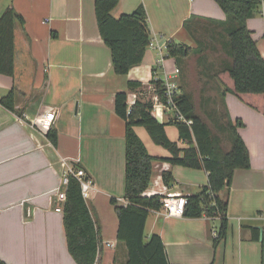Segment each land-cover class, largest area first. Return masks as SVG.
Here are the masks:
<instances>
[{
	"label": "crops",
	"instance_id": "obj_1",
	"mask_svg": "<svg viewBox=\"0 0 264 264\" xmlns=\"http://www.w3.org/2000/svg\"><path fill=\"white\" fill-rule=\"evenodd\" d=\"M140 5L147 11L154 46L147 47L141 64L118 74L111 48L99 30L95 0H0V16L11 6L25 20L24 26L15 25V75L0 73V99L15 90L14 111L0 102V258L5 264H78L69 250L64 212L54 209L53 191L60 184L64 162L78 163L92 180L86 200L100 228L95 264L127 260L126 243L118 239L120 220L111 202L115 198L119 205L128 203L126 121L116 112V95L125 91L129 100L134 93L142 100L149 95L156 100L153 79L164 80L178 67L167 54L168 42L196 46L185 21L193 14L226 18L215 0H119L111 13L119 17ZM263 7L249 18L248 26L264 57ZM180 73L175 78L180 90L191 92L185 67ZM198 77L201 86L195 93L201 100L211 97L210 105L217 106L224 87L216 78ZM130 81L141 85L131 89ZM224 99L233 120L244 122L239 131L251 167L236 169L231 186L220 193L228 202V225L218 244L214 242L221 226L218 216H168L162 208L150 211L145 239L159 234L173 264H264V113L232 92H226ZM194 102L205 118L202 102ZM51 107L58 108L53 126L56 145L48 131L32 123ZM170 117L166 110L157 118L167 122ZM170 126L166 125L169 137L179 141V132L172 137ZM141 127L135 130L149 152L169 157L168 149L143 137ZM226 143L228 150L231 143ZM154 168L147 195L170 191L187 196L208 183L205 169L168 161H157ZM163 170L173 172L171 186L164 183ZM28 210L34 214L28 216Z\"/></svg>",
	"mask_w": 264,
	"mask_h": 264
},
{
	"label": "trees",
	"instance_id": "obj_2",
	"mask_svg": "<svg viewBox=\"0 0 264 264\" xmlns=\"http://www.w3.org/2000/svg\"><path fill=\"white\" fill-rule=\"evenodd\" d=\"M215 1L224 10L225 19L193 14L185 21L184 27L195 40L196 46L171 40L166 47L168 56L175 58L180 72L184 68L183 62L191 55L208 61L207 51L216 50L217 45L225 53L226 56L217 65L210 62L204 68V75L216 78L224 87L221 99H215L217 106L210 105L211 97H203L201 105L205 118L197 112L192 93L186 90L175 96V105L186 119L193 120L191 124L179 120L176 114L171 115L167 122H162L153 113L151 100L139 98L129 108L128 94L121 91L116 95V112L126 121L124 197L128 203L119 205L115 198L111 202L115 204L120 220L118 239L126 243L128 250L127 260L123 264H173L169 262L166 246L159 234L145 239V224L150 211L162 208L163 194H146L153 183L157 161L207 170L208 183L200 191L187 195L183 215L220 217L221 226L214 239L215 244L224 239L228 225V202L220 193L231 186L236 169L251 167L250 152L239 131L244 122L241 118L233 120L224 96L226 92H232L246 104L264 113V57L254 31L248 26V20L261 5V0ZM118 3L119 0H95V9L101 36L112 51L115 72L127 74L142 63L151 42V31L143 5L131 13L114 17L111 12ZM16 22L24 26V17L14 7H7L0 16V73L11 76L15 75ZM152 82L159 100L167 103L164 80L155 78ZM140 85V82H129L131 89ZM0 102L14 111L15 90L3 96ZM211 123L216 130L211 127ZM167 124L177 126L179 141L169 137ZM135 126H144L152 140L168 149L171 155H152ZM47 136L57 144L55 129H50ZM226 139L231 143L228 150L223 146ZM162 178L167 186L175 182L171 170H163ZM63 212L71 254L78 264H95L100 228L83 196L81 182L75 176H70ZM0 264H5L1 258Z\"/></svg>",
	"mask_w": 264,
	"mask_h": 264
},
{
	"label": "built area",
	"instance_id": "obj_3",
	"mask_svg": "<svg viewBox=\"0 0 264 264\" xmlns=\"http://www.w3.org/2000/svg\"><path fill=\"white\" fill-rule=\"evenodd\" d=\"M261 4L264 6V0H261ZM262 15L264 16V7L262 9ZM150 46H154L153 42H150ZM167 47V46H166ZM180 69L177 67L174 70L172 76H167L164 79L166 86V93L168 96L167 103H163L159 100L158 95L156 96L155 102H153V113L156 117H163L166 110H168L171 115L176 114L179 120L186 121L188 124L193 122L192 119H186L177 109L175 105V96L181 92L179 83L175 80L178 77ZM155 90V87H154ZM131 100L128 99L129 108L136 102L138 95L133 94ZM58 108L51 107L44 113L32 120V123L37 126L42 131H49L53 128L54 123L57 118ZM65 170L60 178V184L53 191V201L55 204L54 209L58 212L64 211V204L67 200V188L70 181V176H75L81 182L82 193L85 199L90 196V191L92 188V180L87 177L88 173L84 167L78 163H67L64 162ZM155 194V193H154ZM162 197V209L165 210L166 215L172 216H182L185 210V205L187 203V196H184L180 192H164ZM151 195V194H148ZM34 214V210H28V216Z\"/></svg>",
	"mask_w": 264,
	"mask_h": 264
},
{
	"label": "rangeland",
	"instance_id": "obj_4",
	"mask_svg": "<svg viewBox=\"0 0 264 264\" xmlns=\"http://www.w3.org/2000/svg\"><path fill=\"white\" fill-rule=\"evenodd\" d=\"M166 50H167V48H166ZM166 50L164 49V51H166ZM225 56L226 55L223 52V50L220 48L219 45H217V49L216 50L209 49L207 51L206 58H207L208 61H206L205 59L199 60V57H197L196 55H191L190 57L185 59V61L183 62V65L185 67L186 77H187L188 82H189L188 88L193 93L192 97H193L194 101L197 102V104L202 102V100H201L202 97L195 93L196 92L195 90H197L196 87L197 86L198 87L201 86L200 84L197 83V82H200L198 75L200 74L202 76V74L205 73L204 72V68H206L209 65L210 62L215 63L217 65L219 63V61L222 58H224ZM207 70H209V69H207ZM180 74L182 76V72ZM143 100H151L152 102H155V100L153 99L152 95H149V96L143 98ZM196 109L197 110L199 109L197 107V105H196ZM211 127L214 129V126L212 125V123H211ZM138 130L143 135V137H145L146 140H150L149 138H151V136L149 135V133H148V131H147V129L145 127L142 126ZM214 130H216V129H214ZM177 132H179L177 126L174 125V124H171V126H170L171 136L172 137L175 136L177 134ZM226 142H230V141H227V139L224 141L223 145H224L225 149H226V147H228Z\"/></svg>",
	"mask_w": 264,
	"mask_h": 264
}]
</instances>
